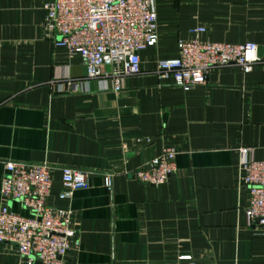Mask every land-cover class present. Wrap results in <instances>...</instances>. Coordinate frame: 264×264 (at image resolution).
Instances as JSON below:
<instances>
[{
  "label": "crops",
  "instance_id": "crops-1",
  "mask_svg": "<svg viewBox=\"0 0 264 264\" xmlns=\"http://www.w3.org/2000/svg\"><path fill=\"white\" fill-rule=\"evenodd\" d=\"M51 1L0 0V182L7 162L51 168L46 204L68 211L76 232L65 263L264 264V228L246 227L239 166L242 150L264 163V0H151L157 43L118 93L54 45L45 28ZM193 40L253 42L259 60L247 74L213 69L183 91L157 63ZM165 149L176 156L164 184L130 177ZM62 168L84 171L88 189L61 198ZM4 206L29 216L0 196ZM0 264L25 260L0 243Z\"/></svg>",
  "mask_w": 264,
  "mask_h": 264
},
{
  "label": "built area",
  "instance_id": "built-area-1",
  "mask_svg": "<svg viewBox=\"0 0 264 264\" xmlns=\"http://www.w3.org/2000/svg\"><path fill=\"white\" fill-rule=\"evenodd\" d=\"M44 11L45 28L54 45L83 60L87 79H109L115 93L122 90L123 78L140 73V53L157 43V16L151 0H52ZM203 31L196 28L191 32ZM257 52L253 42H179L177 56L158 61L157 71L188 91L204 85L213 69L236 66L249 73L259 60ZM67 88L72 90L75 85L68 83ZM240 155L242 184L250 197L244 210L246 227L264 228V163L247 159L245 150ZM175 156L174 150L165 149L151 161V169L139 168L130 177L158 187L175 172ZM50 173L46 165L7 162L1 177V198L19 203L29 216L2 207L0 243L13 245L25 264H66L64 257L76 241L70 213L46 204ZM61 184V198L88 189L86 173L72 168L61 169ZM104 185L110 189V176L105 177Z\"/></svg>",
  "mask_w": 264,
  "mask_h": 264
},
{
  "label": "water",
  "instance_id": "water-1",
  "mask_svg": "<svg viewBox=\"0 0 264 264\" xmlns=\"http://www.w3.org/2000/svg\"><path fill=\"white\" fill-rule=\"evenodd\" d=\"M153 140H141L140 143L146 144V143H152ZM148 169H151V165L148 166ZM37 264H39V261H36Z\"/></svg>",
  "mask_w": 264,
  "mask_h": 264
}]
</instances>
